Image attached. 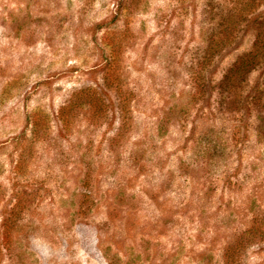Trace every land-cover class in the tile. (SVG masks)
Segmentation results:
<instances>
[{"label":"rangeland","instance_id":"1","mask_svg":"<svg viewBox=\"0 0 264 264\" xmlns=\"http://www.w3.org/2000/svg\"><path fill=\"white\" fill-rule=\"evenodd\" d=\"M0 264H264V0H0Z\"/></svg>","mask_w":264,"mask_h":264},{"label":"trees","instance_id":"2","mask_svg":"<svg viewBox=\"0 0 264 264\" xmlns=\"http://www.w3.org/2000/svg\"><path fill=\"white\" fill-rule=\"evenodd\" d=\"M258 42V41H257Z\"/></svg>","mask_w":264,"mask_h":264}]
</instances>
